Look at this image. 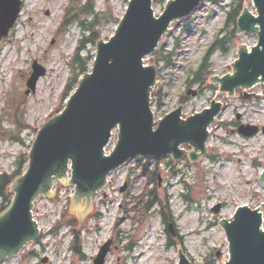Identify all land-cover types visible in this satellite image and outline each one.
I'll list each match as a JSON object with an SVG mask.
<instances>
[{"label":"rangeland","instance_id":"rangeland-1","mask_svg":"<svg viewBox=\"0 0 264 264\" xmlns=\"http://www.w3.org/2000/svg\"><path fill=\"white\" fill-rule=\"evenodd\" d=\"M86 1L81 0V4ZM165 1H154L156 15L162 12ZM228 1L203 0L189 16L170 24L156 49L161 55L157 62L146 56L145 61L154 63L158 70L152 92L160 89L161 98L153 94L151 102L156 120L179 104H183V116L200 111L214 96L219 83L207 78L200 89L188 80L214 39L224 34L223 4ZM71 3L22 0L15 25L0 40V173L16 167L19 157L27 154L36 129L65 104L63 90L73 75L69 62L83 36L80 20L87 18L81 12L69 16V5L70 12L74 8ZM127 4L128 0H93L95 11L105 13L103 23L94 28H99L100 37L107 39L114 32L115 19L121 17ZM246 6L253 11V1L246 0ZM256 41L253 32H237L227 53H212L208 77L231 70L237 42L252 46ZM93 52L94 46L88 45L81 55ZM34 60L46 71L35 90L26 94ZM189 88L196 94L187 93ZM213 98L221 100L223 106L210 126L205 156L197 162L185 156L178 160L165 156L152 161L147 172L133 159L113 171L108 183L93 196L91 212L77 229L80 254L72 248L73 227L63 224L55 228L62 212L70 208L73 187L66 185L60 187L57 202L39 199L36 203L39 241L26 244L0 264H93L107 240L111 244L106 264H176L177 245L190 264H225L230 253L220 219L232 216L238 205L257 208L264 203V185L259 180L264 170V85L259 82L236 89L227 97L218 91ZM239 124H254L259 130L245 136L237 132ZM114 143L115 133L107 151ZM156 166L155 182L151 173ZM140 201L149 205L143 216ZM162 204L171 217L168 224L160 211ZM217 204L220 208L215 212L212 208ZM260 210L264 217V207ZM167 226L172 231L168 232Z\"/></svg>","mask_w":264,"mask_h":264},{"label":"water","instance_id":"water-1","mask_svg":"<svg viewBox=\"0 0 264 264\" xmlns=\"http://www.w3.org/2000/svg\"><path fill=\"white\" fill-rule=\"evenodd\" d=\"M201 1L167 0L156 16L153 0H128L114 32L108 39L96 41L90 69L80 76L63 109L37 129L26 167L10 184L12 199L0 212V262L16 256L40 235L32 212L34 201L39 196L51 197L57 182L73 186L70 209L82 222L92 209V197L106 185L108 175L130 159L170 155L176 160L187 155L191 161H199L207 152L209 127L222 107V102L213 98L215 94L221 90L227 97L237 87H249L259 79L264 82V0H252L255 13L245 0L237 26L243 32L257 34L256 44L251 47L237 42L238 58L230 63L231 70L223 76L208 77L213 84H220L208 106L182 117L180 104L155 122L151 92L157 67L145 64L144 58L156 49L172 21L189 16ZM21 3L0 0V39L14 26ZM31 66L26 94L35 90L46 71L36 60ZM187 93L195 95L196 90L190 88ZM115 128V144L106 153ZM238 131L250 136L258 126L242 124ZM183 144L191 148L181 147ZM259 180L264 185V170ZM260 207L264 203L257 208L239 205L233 216L220 219L230 253L225 264H264ZM219 208L217 204L213 210ZM110 244L107 240L100 246L93 264H106ZM177 251V264H190L179 245Z\"/></svg>","mask_w":264,"mask_h":264},{"label":"trees","instance_id":"trees-1","mask_svg":"<svg viewBox=\"0 0 264 264\" xmlns=\"http://www.w3.org/2000/svg\"><path fill=\"white\" fill-rule=\"evenodd\" d=\"M71 4L74 6V8L70 12V8L72 6L70 7L69 5L67 9L69 16L81 12V14H86L87 18L84 20H80L81 26L83 28V36L79 39L78 45L76 46L75 51L72 54L71 60L69 62L70 67L72 68L73 71V75L70 76L63 90V96L65 98H67V96L76 86L79 76L88 70L89 63L93 58V53L81 55V52L85 50L88 45L94 46L98 38H100L99 28L96 30H94V28L95 26L103 23L102 20L105 14L103 12L95 11L93 7V0H87L85 3L82 4H81V0H72ZM244 5H245V0H229L228 3L223 4V7L225 8L226 11V18L224 22V28L222 29L221 32H224V34L217 36L214 39L211 47L204 53L198 67L191 72L190 80H188L189 85L198 84V86H200V89H202L203 84L205 80L208 78V75L210 73L209 60L212 53L215 51H221L223 53H227L229 51L231 45L234 43V40L236 39V33L239 32L237 28V18L242 12ZM90 17L91 20H89ZM106 20H108V18ZM115 21L117 22L118 19H115ZM159 55H160L159 52L155 51L150 55V58H152L153 60L155 59L156 60L155 62H157L159 59ZM153 94L154 96H157L158 100H160L161 98L160 89H157ZM52 114H50L49 116H51ZM138 161H141V159H138ZM26 162H27V154L21 155L19 157V161L16 162V167L13 170H11L10 172L0 173V201H1L0 211L6 208L10 203L12 198V193L9 190L10 183L14 180L16 176L22 173L26 165ZM146 165L147 163L143 164V172H145V170L147 169ZM155 172L154 175L152 176L154 177L153 180L156 182L157 172L156 173ZM59 186L62 185L60 184ZM58 195H59V191L57 190V193L53 198L54 201H57L59 199ZM147 201L148 200H146L145 202ZM140 205H141L140 206L141 216H143V214L147 213L146 210L149 208V205L143 204L141 201H140ZM162 206L163 207H161L160 211L163 216V220L166 221V223L168 224V221L171 220V217H168L164 204H162ZM63 224L70 225L75 230L74 239L72 242V248L76 254H80L81 251L79 245V236L77 234L78 233L77 229L80 228L79 227L80 224L76 215L70 210L69 207L62 212L60 219L55 224L56 225L55 228L62 226ZM167 231H168V227H167Z\"/></svg>","mask_w":264,"mask_h":264},{"label":"flooded vegetation","instance_id":"flooded-vegetation-1","mask_svg":"<svg viewBox=\"0 0 264 264\" xmlns=\"http://www.w3.org/2000/svg\"><path fill=\"white\" fill-rule=\"evenodd\" d=\"M144 162H146L147 160H143ZM152 177V176H151ZM125 184H128V181H125Z\"/></svg>","mask_w":264,"mask_h":264}]
</instances>
